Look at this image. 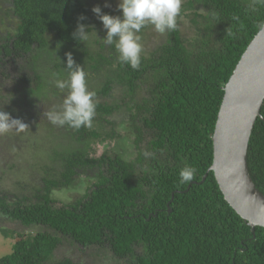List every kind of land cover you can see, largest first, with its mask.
Wrapping results in <instances>:
<instances>
[{
  "label": "trees",
  "instance_id": "1",
  "mask_svg": "<svg viewBox=\"0 0 264 264\" xmlns=\"http://www.w3.org/2000/svg\"><path fill=\"white\" fill-rule=\"evenodd\" d=\"M88 4L0 0V79L16 63L21 84L15 96L0 85V110L28 125L0 135L5 166L0 167V220L22 228L0 225V234L15 240L0 264H78L57 256L68 242L85 249L109 245L111 255L130 264H264V227L253 232L226 202L209 170L224 87L262 28L264 4L185 0L176 30L161 34L148 54H141L138 69L120 62L115 44L104 43L102 22ZM183 17L189 18L190 36L181 32ZM78 22L86 25L83 41L73 36ZM56 45L72 53L86 86L96 93L91 127H56L47 120L46 113L59 110L68 92L58 87L51 92L36 61L41 54L57 56ZM54 59L49 67L64 76L67 58ZM113 91L121 92V103L109 101ZM7 100L26 111L12 112ZM261 115L249 142L248 167L264 194V104ZM122 123L129 126L134 158L122 154ZM42 126L56 132L46 137L31 196L10 192L2 183L14 168L8 163L23 158L24 147L28 154L39 151L28 142ZM98 143H115L114 152L94 156ZM186 166L196 171L182 183L179 173ZM78 187L84 190L81 196L55 205V191Z\"/></svg>",
  "mask_w": 264,
  "mask_h": 264
},
{
  "label": "water",
  "instance_id": "2",
  "mask_svg": "<svg viewBox=\"0 0 264 264\" xmlns=\"http://www.w3.org/2000/svg\"><path fill=\"white\" fill-rule=\"evenodd\" d=\"M224 89L209 170L226 202L254 232L257 226L264 227V194L250 176L248 148L264 104V27L247 46Z\"/></svg>",
  "mask_w": 264,
  "mask_h": 264
},
{
  "label": "clouds",
  "instance_id": "3",
  "mask_svg": "<svg viewBox=\"0 0 264 264\" xmlns=\"http://www.w3.org/2000/svg\"><path fill=\"white\" fill-rule=\"evenodd\" d=\"M264 4V0H257ZM182 0H119L117 5L121 15H110L102 12L99 5L92 11L102 22L106 30L104 43L115 44L118 58L121 63L138 69L141 63L142 45L140 30L150 24L160 34L171 32L177 28V16L181 10ZM106 7L109 5H105ZM85 19L81 16L79 20ZM264 27V22H260ZM86 25L77 24L73 36L78 41L86 38ZM66 68L70 70L67 81L57 80L56 85L63 90L68 88L62 107L59 110L51 109L46 113L48 120L58 126L68 125L74 129L91 127L95 116L96 93L89 91L86 86L85 72L77 64L71 52L66 53ZM28 125L20 118H13L7 111L0 110V135L12 130L22 132ZM149 155V153H145ZM195 168L186 166L181 169L179 176L182 183L190 182L195 174Z\"/></svg>",
  "mask_w": 264,
  "mask_h": 264
},
{
  "label": "rangeland",
  "instance_id": "4",
  "mask_svg": "<svg viewBox=\"0 0 264 264\" xmlns=\"http://www.w3.org/2000/svg\"><path fill=\"white\" fill-rule=\"evenodd\" d=\"M185 0H182V3H184ZM89 6L93 8L96 5H99L101 9L107 11L110 15H121V10L118 9L117 5L119 3V0H88ZM181 3V5H182ZM109 6H105V5ZM189 18L183 17L179 26L181 29V32L183 35L190 36V26H189ZM147 29H142V33H138L141 37L140 43L142 45V53L144 55L148 54L149 49L157 42V40L160 37V33L156 32L154 27L150 24L147 25ZM103 31V32H102ZM99 32L102 34V37L104 38L106 35V30H99ZM98 33V36L100 35ZM91 38V37H89ZM50 50V49H49ZM56 54L53 53V58H50L51 60L57 57V60H62V58L66 57V53H68L62 45H56ZM51 55V54H50ZM50 57V56H49ZM47 56H44V54H41V57H39L36 61L38 72L43 76L45 86L48 87V89L52 92L55 88H57L56 81H67L69 79V73L68 70L64 76L65 79H62L61 76H57L52 72L51 67H49V64L52 63ZM35 64V65H36ZM49 67V68H48ZM8 68V69H6ZM5 71V80L0 79V85L3 91H9L12 92L15 96V93H18V89L21 86V84L17 83V80L19 78V72L16 66V63L14 65H11L10 68L7 66ZM1 77V72H0ZM3 78V77H2ZM103 79V78H101ZM91 86L87 85V88L89 91H91ZM65 91H69L66 87L64 89ZM2 91V92H3ZM121 92L119 91H113L111 97H109V101L112 104L121 103V100L119 98V94ZM52 94V93H51ZM53 98L51 99L52 102H56V97L53 95ZM8 101V100H7ZM9 105L8 109H10L12 112L18 114L19 111L22 115V107L24 108V111H26L27 108H25L24 105H18L14 104V102L8 101ZM13 105V106H12ZM9 110V111H10ZM19 115V114H18ZM47 119V118H46ZM48 120V119H47ZM54 125V124H53ZM58 125H56L57 127ZM54 128V127H53ZM47 127H40V130L29 135L31 137V140H29L28 143L30 145H35L39 151L32 152L31 154L25 153L27 150L24 147L21 152H24L23 158H15L12 164L14 166L13 170L10 171L8 174L3 176V185L5 188H7L10 192H13L18 195H29L31 194L32 189H34V183L36 178H34L33 174L36 172V164L37 162H40L41 160L39 158L43 157L45 153H43L42 148L45 147V143L48 141L46 139L47 136H50L52 132H56V128L53 129V131H46ZM119 132L122 133V138L119 140L121 143V151L122 154H124L128 159L134 158L135 152L134 147L131 143V138L129 136L130 129L127 123H122L119 128ZM16 132V130H13ZM11 131L10 133H13ZM49 133V135H48ZM28 136V137H29ZM125 136V137H124ZM28 137H26L28 139ZM129 137V138H127ZM127 138V139H126ZM57 139V138H56ZM61 142V140H58L54 143ZM53 143V142H52ZM146 144V142H145ZM34 148V146H32ZM97 151L94 153V156H101L104 152L108 150H112L115 147V143H111L106 145V143H98L96 145ZM33 151V150H32ZM114 152V150H112ZM114 154V153H113ZM0 167H5L3 163L0 164ZM1 171V170H0ZM83 188L78 187L75 189H65V190H58L53 193V197L55 198L56 202L55 205L57 207H60L62 205H65L69 202H71L76 197L81 196L83 194ZM31 196V195H29ZM0 225L10 228V229H16V230H22L21 227H18L14 223H11L8 220H0ZM39 229V228H38ZM29 231V230H27ZM15 243L14 239L11 238H5L3 235L0 234V257L8 255L13 250V244ZM139 252L142 251L141 247L137 248ZM58 257H68L72 258L75 262H78V264H130L127 260H117L115 256L111 255V251L109 249V245L106 246H98V248H91V249H85L84 247L78 245V244H71V243H64L61 247H59L57 251ZM133 264V263H132Z\"/></svg>",
  "mask_w": 264,
  "mask_h": 264
}]
</instances>
